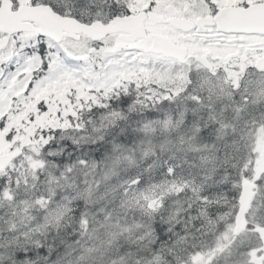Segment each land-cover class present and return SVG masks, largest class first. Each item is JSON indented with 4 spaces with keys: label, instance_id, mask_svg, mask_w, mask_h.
<instances>
[{
    "label": "snow or ice",
    "instance_id": "1",
    "mask_svg": "<svg viewBox=\"0 0 264 264\" xmlns=\"http://www.w3.org/2000/svg\"><path fill=\"white\" fill-rule=\"evenodd\" d=\"M0 264H264V0H0Z\"/></svg>",
    "mask_w": 264,
    "mask_h": 264
}]
</instances>
